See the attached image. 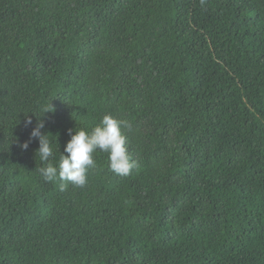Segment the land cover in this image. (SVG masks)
I'll use <instances>...</instances> for the list:
<instances>
[{
  "label": "trees",
  "instance_id": "16d2710c",
  "mask_svg": "<svg viewBox=\"0 0 264 264\" xmlns=\"http://www.w3.org/2000/svg\"><path fill=\"white\" fill-rule=\"evenodd\" d=\"M105 114L130 173L46 182ZM0 264H264V0H0Z\"/></svg>",
  "mask_w": 264,
  "mask_h": 264
},
{
  "label": "clouds",
  "instance_id": "9594fccd",
  "mask_svg": "<svg viewBox=\"0 0 264 264\" xmlns=\"http://www.w3.org/2000/svg\"><path fill=\"white\" fill-rule=\"evenodd\" d=\"M53 110L51 106L44 113ZM31 122L30 118L26 121L27 124ZM44 127V122L38 120L30 133L31 138L38 140L36 157L38 156L44 165L38 171L46 182H55L57 179L67 182L60 183L61 191L65 190L68 184L75 187H84L87 184L88 171L95 167L93 153L97 149L108 153L109 167L117 175H128L135 167L136 162L129 154L127 139L122 131L131 128L127 120L105 114L100 123L90 131L84 128L70 130V139L65 144L63 153H60L57 165L50 162L54 152L53 141L49 133L42 131ZM21 147L26 150L28 142H24Z\"/></svg>",
  "mask_w": 264,
  "mask_h": 264
}]
</instances>
